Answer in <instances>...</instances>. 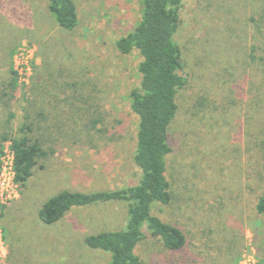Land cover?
I'll list each match as a JSON object with an SVG mask.
<instances>
[{
    "label": "rangeland",
    "instance_id": "obj_1",
    "mask_svg": "<svg viewBox=\"0 0 264 264\" xmlns=\"http://www.w3.org/2000/svg\"><path fill=\"white\" fill-rule=\"evenodd\" d=\"M74 2L79 22L65 30L48 0H0V160L11 140L3 136L22 134L28 102L45 98L52 109L51 98L71 97L60 106L76 105V121L67 122L75 136L39 160L17 197L0 201L3 264H108L111 253L85 237L124 228L126 202L75 206L50 224L39 211L62 190H115L141 176L131 92L142 57L116 42L137 26L142 0ZM182 12L187 84L172 135L173 200L154 213L187 243L170 251L150 233L136 251L145 264H240L246 253L264 264V213L255 210L264 150H252L264 147V73L251 60L253 46L264 56V0H185Z\"/></svg>",
    "mask_w": 264,
    "mask_h": 264
},
{
    "label": "trees",
    "instance_id": "obj_2",
    "mask_svg": "<svg viewBox=\"0 0 264 264\" xmlns=\"http://www.w3.org/2000/svg\"><path fill=\"white\" fill-rule=\"evenodd\" d=\"M142 5L137 26L116 42L123 54L138 51L142 57L138 66L141 82L131 92V108L138 116L134 160L141 176L136 184L115 190H62L50 197L39 211L41 220L50 224L59 221L75 206L126 202L128 218L124 228L103 230L85 237L90 248L111 253L108 264H145L136 249L150 233L170 251L182 250L187 243L179 226L154 213L155 204L169 205L173 200L169 178L175 149L172 135L179 113L178 96L187 84L182 72L185 65L183 49L177 40L185 0H142ZM48 9L62 29L73 30L77 26L79 14L74 0H48ZM257 50L253 46L251 60L256 73L260 74L264 73L261 65L264 66V56L256 55ZM70 98H51L52 109L42 106L46 103L45 98H35L25 109L20 128L22 134L3 136V140H12L16 180L21 187L33 175L39 160L54 153V145L75 136L76 127H68L67 122L76 121V105L60 106L62 100ZM252 148L257 153L264 150L259 143ZM255 210L264 213V193L257 198Z\"/></svg>",
    "mask_w": 264,
    "mask_h": 264
},
{
    "label": "built area",
    "instance_id": "obj_3",
    "mask_svg": "<svg viewBox=\"0 0 264 264\" xmlns=\"http://www.w3.org/2000/svg\"><path fill=\"white\" fill-rule=\"evenodd\" d=\"M17 170L15 164V152L12 149V141L9 140L0 160V201L9 202L18 196L19 182L16 180ZM0 230V264H3L2 244L3 236ZM240 264H257L251 253H246Z\"/></svg>",
    "mask_w": 264,
    "mask_h": 264
}]
</instances>
